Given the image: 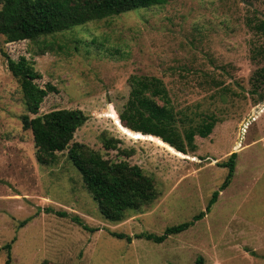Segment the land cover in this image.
Returning <instances> with one entry per match:
<instances>
[{
	"label": "rangeland",
	"instance_id": "rangeland-1",
	"mask_svg": "<svg viewBox=\"0 0 264 264\" xmlns=\"http://www.w3.org/2000/svg\"><path fill=\"white\" fill-rule=\"evenodd\" d=\"M262 23L264 0H173L42 41L6 42L0 34V264H6L7 243L12 245L11 264L45 259L64 264H264ZM3 52L14 59L31 58L42 74L36 81L56 87L39 114L82 110L86 120L73 140L110 160L140 165L155 177L160 191L155 202L122 221H109L67 150L58 152L53 165L39 163L33 133L23 127V94ZM132 75L161 78L176 110L196 123L215 115L213 131L196 135V149L182 156L124 133L112 111L124 125L120 113ZM104 135L118 139V147L107 149ZM233 152L238 153L234 175L220 190L228 168L219 163ZM216 190L219 196L208 209ZM202 211L203 218L162 243L136 237L162 234ZM74 215L96 230L84 229Z\"/></svg>",
	"mask_w": 264,
	"mask_h": 264
},
{
	"label": "trees",
	"instance_id": "trees-1",
	"mask_svg": "<svg viewBox=\"0 0 264 264\" xmlns=\"http://www.w3.org/2000/svg\"><path fill=\"white\" fill-rule=\"evenodd\" d=\"M170 1L173 0H0V34L4 35L6 42L45 40L48 36L73 30L95 20L140 8L165 5ZM259 28L264 31V23ZM3 53L7 67L18 81L23 94L27 110L22 116L23 127L31 129L33 133L39 163L53 165L59 160L58 152L67 150V157L82 175L84 187L98 202L101 215L109 221H122L130 213H141L146 206L155 202L160 195L155 177L140 165L131 164L126 159L110 160L86 143L73 140L74 132L86 120L82 110L62 108L39 114L44 98L50 92L56 91V87L51 83L42 87L36 81L42 74L31 58L22 55L14 59L8 53ZM253 58L257 59L255 54ZM260 77L264 78L263 72ZM129 81V99L120 113L125 126L114 111L112 117L117 126L130 137L153 141L182 156L189 150L196 149V135L207 137L213 131L217 117L206 115L196 123L185 111L176 110L169 90L161 78L132 75ZM29 113L35 116L31 117ZM102 140L107 149H116L120 142L115 137L106 135L102 136ZM173 146L184 153L176 151ZM237 156L238 153L233 152L226 161L219 163L220 166L228 168V175L220 190L229 185L234 175ZM220 190L213 192L208 209L217 200ZM58 213L67 215L66 211ZM204 215L205 212L202 211L189 221L168 226L162 234L142 232L136 237L162 243L169 236L193 226ZM29 219H25L21 225ZM72 219L84 229L96 230L78 215H74ZM111 234L127 241L132 239L131 235L125 233ZM3 248L8 252L6 264H11V243L5 244ZM198 263L202 264V260ZM40 264L64 263H52L45 259Z\"/></svg>",
	"mask_w": 264,
	"mask_h": 264
},
{
	"label": "water",
	"instance_id": "water-1",
	"mask_svg": "<svg viewBox=\"0 0 264 264\" xmlns=\"http://www.w3.org/2000/svg\"><path fill=\"white\" fill-rule=\"evenodd\" d=\"M156 136V135H155ZM163 140V139H162ZM181 153H184V152H181Z\"/></svg>",
	"mask_w": 264,
	"mask_h": 264
}]
</instances>
